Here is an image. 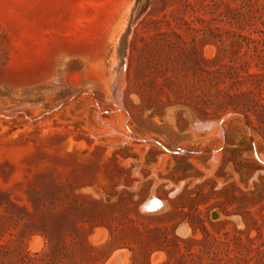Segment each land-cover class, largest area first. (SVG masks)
Returning a JSON list of instances; mask_svg holds the SVG:
<instances>
[{"label":"rangeland","instance_id":"rangeland-1","mask_svg":"<svg viewBox=\"0 0 264 264\" xmlns=\"http://www.w3.org/2000/svg\"><path fill=\"white\" fill-rule=\"evenodd\" d=\"M0 264H264V0H0Z\"/></svg>","mask_w":264,"mask_h":264},{"label":"water","instance_id":"water-1","mask_svg":"<svg viewBox=\"0 0 264 264\" xmlns=\"http://www.w3.org/2000/svg\"><path fill=\"white\" fill-rule=\"evenodd\" d=\"M153 203H154V202H153L152 200H150L148 204H149V205H152Z\"/></svg>","mask_w":264,"mask_h":264},{"label":"trees","instance_id":"trees-1","mask_svg":"<svg viewBox=\"0 0 264 264\" xmlns=\"http://www.w3.org/2000/svg\"><path fill=\"white\" fill-rule=\"evenodd\" d=\"M150 4V2H147L146 5H145V8Z\"/></svg>","mask_w":264,"mask_h":264}]
</instances>
